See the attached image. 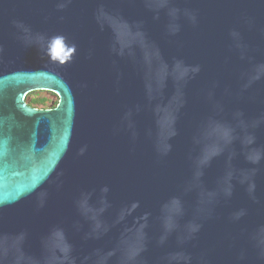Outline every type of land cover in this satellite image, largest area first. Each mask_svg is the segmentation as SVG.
I'll return each mask as SVG.
<instances>
[{"label": "water", "instance_id": "obj_1", "mask_svg": "<svg viewBox=\"0 0 264 264\" xmlns=\"http://www.w3.org/2000/svg\"><path fill=\"white\" fill-rule=\"evenodd\" d=\"M0 264H264V0H0Z\"/></svg>", "mask_w": 264, "mask_h": 264}, {"label": "rangeland", "instance_id": "obj_2", "mask_svg": "<svg viewBox=\"0 0 264 264\" xmlns=\"http://www.w3.org/2000/svg\"><path fill=\"white\" fill-rule=\"evenodd\" d=\"M38 98H46L47 99V103H46V107H50L53 106V104H55L57 102V97L49 92H32L29 93L26 97H25V101L29 104L30 101L32 99H38ZM42 108L41 106H37L36 109H40Z\"/></svg>", "mask_w": 264, "mask_h": 264}, {"label": "trees", "instance_id": "obj_3", "mask_svg": "<svg viewBox=\"0 0 264 264\" xmlns=\"http://www.w3.org/2000/svg\"><path fill=\"white\" fill-rule=\"evenodd\" d=\"M46 103H47V99L46 98H38V99H32L28 105L30 107H32V108H35V109H36L37 106H41L42 108H40V109L45 110V109H52L57 104V102H56L55 104H53V106L46 107L45 106Z\"/></svg>", "mask_w": 264, "mask_h": 264}]
</instances>
